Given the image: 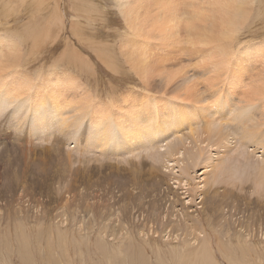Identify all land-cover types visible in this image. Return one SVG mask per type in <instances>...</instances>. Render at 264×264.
Returning a JSON list of instances; mask_svg holds the SVG:
<instances>
[{"label":"rangeland","instance_id":"obj_1","mask_svg":"<svg viewBox=\"0 0 264 264\" xmlns=\"http://www.w3.org/2000/svg\"><path fill=\"white\" fill-rule=\"evenodd\" d=\"M114 1L82 0L83 4L80 8V4L79 6L74 4L78 3L77 0H42V5L38 9L37 0H26L25 2L8 0L6 2L11 4L9 10L4 4H0V35L2 32L4 35L7 34L17 39V34L20 33L18 41L21 38V52L24 50L23 53H19L17 64L24 72L18 67L20 74L17 70V74H14V77L19 80L12 78L13 69L8 60H1L0 95L3 97L2 93L10 90L11 82L15 83V79L22 81L23 78L29 76L31 79H27L33 85V87H25L24 92L15 101L12 100L13 104L8 103L11 100L8 96H4L5 99L0 96V264H132V261L128 259L132 258L134 248H138V254L139 251L141 253V248L143 249L147 264H162V262L183 264L186 260L189 261V257H193L192 254L188 255L189 252H195V256L197 255V246L199 247L200 244L195 243L196 238L199 237L201 241H204L207 234L210 237L207 240L211 241L213 247V250H208L209 259H212L215 264H264V209L261 210L259 206L264 204V179L253 171L255 164L259 161L262 163L260 159L264 157V82L262 84L264 59L259 56L256 57L257 60H249L250 57L246 56L245 51V47L249 48L247 46H250L249 49H256L264 43V17L260 14L258 18L245 25L236 43L229 49V54L234 57H230L229 62L223 60L225 64L221 63V66L224 67L218 66L217 68L212 64H215L219 58L211 48H208L206 62L202 58L207 51L202 52V48L200 50L199 47L186 43L184 36L183 39L182 36L181 39H175L160 34V28L163 26H160V22L156 23L151 20L147 15V8L150 9L153 5L149 6L148 2L145 3L146 7L143 10L146 11V16L143 17V23L147 25V28L143 32L153 33L151 35L156 40L159 39L157 37L160 34L158 41L152 38L150 42H144L145 48L150 47V50H147L149 55L144 47L140 50L151 56L148 62L150 60V63L160 64L155 65L154 68L153 65H149L156 73L149 67L151 73L147 72L148 77L150 75L154 77L150 76V81L146 84L147 74H141V71L137 69V72L130 70L131 66L128 65L129 63L126 64L127 61L122 56L129 50L122 51L124 48L121 42L129 38L130 31ZM86 6L94 8V10L89 9L91 14L88 8L82 11ZM97 6L103 7V11ZM155 6L159 12L158 3H155ZM101 12L105 16H102ZM151 14L154 16V11ZM26 25L34 30L37 28L39 33L49 30L50 33L54 32V35L36 47L33 42L25 39ZM81 26L83 31L79 29ZM181 29L184 32L183 27ZM20 30L23 33L19 32ZM155 32L158 34L157 37ZM166 38L168 39L165 40ZM182 42L185 45H180ZM232 50L233 53H231ZM101 54L108 56L111 59L110 62L120 63L118 71L109 69L110 62L103 63ZM212 54H216L214 56L218 59H213ZM67 58L70 62L72 61L70 64H67ZM86 61L90 67L86 66ZM54 66L58 67V72L66 71L65 73L69 74L67 78H63L64 80L61 79L60 84L50 79L56 68H53ZM4 70L11 75H4ZM22 73L24 76L21 75ZM70 75L73 77L71 78ZM168 75L173 76L172 80L167 78ZM176 76L178 80H175ZM73 78L75 81H72ZM173 80L178 82L173 84ZM71 81L78 87L77 89L75 86L74 88L69 87L72 85ZM167 83L172 86L167 87ZM54 85L56 87L61 85L62 93L64 92L63 101L65 99L66 106L70 104V106L68 104V109L64 105L66 109L63 108L64 111L61 114L58 113L51 99L53 90H50L57 89ZM66 86L68 89L73 88L72 91H66ZM232 86H237L241 90L237 88L238 91ZM187 87L195 89L198 95L202 94L200 98L203 102L199 106L197 103H192L193 100H185L188 98L183 94L184 91H180ZM231 90L236 92V95L231 96ZM31 92H33L32 96ZM137 92L145 97H140L141 99L135 102L136 104L128 101L126 107L125 104L120 105L122 115L120 124L123 127L128 126L121 130L116 121L114 125L112 111H107V108L112 110L111 105L115 102L119 100L123 102L125 98H129L126 97L127 95L130 96ZM55 93L58 95L57 92ZM252 93L255 100L247 105L244 104V100H249V95ZM38 94H41L42 96H39L43 98L37 96ZM244 96L249 98L244 99ZM218 97L239 103L241 107L246 105L242 111H235L233 107L229 108L228 113L225 112V118L218 119L217 116V121L222 124L223 131L224 126L229 130L231 125L236 124L237 121L233 122L232 118H237L239 127L243 125L245 130L253 129L254 133L245 135L244 128L240 127L244 131L240 133L243 132L246 137L242 138L243 142H241L239 132L232 134L235 129L230 133L238 147L231 146V144L219 146L207 140L205 143H196L188 138L184 144L178 145L183 152L170 156L169 147L174 143H179L182 138L191 137L192 134L196 135L195 132L199 131L201 135L210 133L207 132L211 130V126L208 130L204 126H207L206 122L214 124L216 118L207 117L205 113H202L203 115H199L195 120L198 123L192 124L195 128L194 133L190 131V127H184L187 130L182 129L177 136H173L170 139L172 142L170 140L159 142L160 138L158 139L155 135L150 136L157 138L152 139L156 142L155 146L148 145L146 150H139L136 156L131 154L123 156L124 153L111 151H116L114 149L116 143H122V145L125 143L123 132L138 117L147 116L149 118L151 114H154L150 119L155 120V115L157 117L162 109L160 100H164L171 106L176 104L175 107H177H173L175 110L169 108L167 112L165 110L160 112L158 118L164 120V116L172 115V111L175 113L181 110V112L189 111L192 117L197 106L202 110ZM141 102L144 104L141 106L146 109L145 113L139 104ZM106 104L111 108H106ZM99 108H101V113L104 111L103 115L105 111L107 112L104 115V121L100 120L96 123L94 121L96 116L93 117V115L97 112H94V109L99 110ZM127 111L132 117H127ZM137 111L140 113L137 114ZM122 112L126 114L123 115ZM199 112L197 110L196 113L200 114ZM101 113H97V116ZM107 113L110 116L108 118ZM141 114L143 116H140ZM236 114L246 116L247 120H244L246 124L239 117L234 116ZM252 119L255 121L254 124L251 123L255 126L250 124L251 127H246L245 125ZM160 120L158 119L157 123L154 122V125L151 124L154 132L157 131L158 125L156 124L161 123ZM240 122L243 123L240 124ZM108 123H111V128ZM138 124L136 121L133 125ZM145 124L147 122L143 125ZM143 125L140 124L139 127ZM259 129L260 132L257 131ZM102 134L105 136L103 137ZM204 137L203 141L207 139ZM106 138L110 141L107 142ZM258 143L260 145H257ZM128 146L130 145L126 147ZM168 152L169 155H167ZM249 156H251L250 159ZM221 169L223 172L219 177V183L214 187L221 193L234 191L240 196V201L224 200L229 204L225 203L221 208V217L216 215L214 219H209L210 223L215 221L219 223L216 230L208 227L205 229V221L201 224H195L193 221L184 223V211L188 210L193 216H198L203 211L202 207L208 206L204 205L206 192L212 186L215 179L214 174ZM236 183L243 185L234 189L233 186ZM212 192L215 193V191ZM223 196L222 194L221 197ZM258 203L260 204L257 205ZM177 216H180L179 220ZM180 219L182 222L179 223ZM92 225L97 226V229L107 225V231H110L109 227H114L118 233L116 237L118 240H113L115 238L110 234H102L105 228L99 232L96 231V227L92 228ZM229 225L231 228L235 225L238 233L237 230L235 234L231 232L230 242L228 240L225 242L226 238H223L221 226L225 228ZM212 227L216 226L212 225ZM160 228H164V232ZM194 237H196L195 240ZM126 238L127 241H125ZM155 240L160 245L157 248L159 254L155 253V248L152 247ZM217 240L225 243L223 248L217 245ZM99 241H102V245L105 244L111 260L105 258V253L96 249ZM185 241H192L194 247L192 251L188 250L189 247L186 250L183 246ZM175 244L178 247L176 252L172 249ZM204 247L206 249V246ZM178 251H181L179 257L176 254ZM101 253L102 256H100ZM157 256L162 258V262Z\"/></svg>","mask_w":264,"mask_h":264},{"label":"bare ground","instance_id":"obj_2","mask_svg":"<svg viewBox=\"0 0 264 264\" xmlns=\"http://www.w3.org/2000/svg\"><path fill=\"white\" fill-rule=\"evenodd\" d=\"M8 2V0H0V4L2 5V4H4L5 5V7H7L8 8V10L9 9H11V4L10 3H7ZM17 2H25L26 0H16ZM78 1V3L77 2H75L74 4H78V6H79V4H80V8H81V4H83L82 3V0H77ZM116 1V2H115ZM114 1V3H117V5H118V11H119V13L120 14H122L123 16L122 17H124V21L126 22V25H127V28H128V30L130 31V34L128 35V37L129 38H127L124 42L122 41L121 43H123V50L122 49H120V51L122 50V51H126L125 49H127V50H129V51H127V53H123L122 54V56L123 57H125V59H126V61H127V63L126 64H128V65H130L131 66V68H130V70H135L134 72H137L136 71V69L137 70H140L141 71V74H147V72H149V73H151V69H153L154 67H155V65H160V64H156L155 62V64H153V63H150V60H149V62L147 61L151 56H148L149 55V53H148V49L150 50V47L149 48H145V45H144V42L145 41H151L152 40V36L153 35H151V34H153V33H146V32H143L147 27V25H145V23H143V17H145L146 16V11L144 12V10H143V8L144 7H146L145 5V3H149V6L150 5H153L152 7H150V9L149 8H147L148 10H147V15H148V17H150L151 18V20H153V21H156V23H159L160 22V26H163L162 28H160V34H163V35H165V36H167V37H170V38H175V39H178V38H180L181 36V38L183 39L184 37V40H185V42L186 43H188V44H192L193 46H195V47H199L200 48V50H201V48H202V52H204L205 50L207 51H205L206 52V54H204L203 55V60L204 61H206L207 60V56H208V48H211V50L212 51H214L215 53H217V55H218V58H219V60L218 61H215L216 63L215 64H212V65H214V66H217V68H219L218 66H221V63H223V60H224V62L226 61V62H229L230 61V57H234V55L233 56H231V54H229V52H230V50L229 49H231L232 47H233V45H234V43H236V40H237V37H239L238 35H239V33H240V31H242L243 30V28L245 27V25L247 24V23H249V22H251V21H253L255 18H258V16L261 14L263 17H264V0H155V1H153V0H115ZM33 2V1H32ZM31 2V3H32ZM99 2V1H98ZM37 5L39 6V7H37L38 9L40 8V5H42V0H37ZM155 3H158V5H159V7H160V11L158 12L157 10H156V6H155ZM17 4V3H16ZM95 4H97V3H95ZM88 5V4H87ZM78 6H76L75 5V7H77L78 9H80ZM84 6H85V4H84ZM88 6H90V5H88ZM88 6H86V8L85 9H83L82 11H85L87 8H88V11H89V9H91V8H89ZM95 6V5H94ZM92 7V6H91ZM98 7V6H97ZM117 7V6H116ZM76 8V9H77ZM103 8V7H102ZM102 8H99L98 7V9L99 10H101ZM91 10H94V8L92 7V9ZM90 10V11H91ZM98 10V11H99ZM79 11V10H78ZM81 11V10H80ZM89 11V12H90ZM95 11H97V9L95 10ZM102 11H103V9H102ZM154 11V16L151 14L152 12ZM11 13V12H10ZM94 13V12H93ZM96 13V12H95ZM94 13V14H95ZM98 14H100V12H97ZM82 14V13H81ZM90 14H91V12H90ZM93 14V15H94ZM98 14H96V15H98ZM101 14H102V12H101ZM2 15V14H1ZM3 16H4V14H3ZM2 16V17H3ZM91 16V15H90ZM95 16V15H94ZM100 16V15H99ZM102 16H105V14L103 15L102 14ZM103 18V17H102ZM97 19H98V17H97ZM36 22V21H35ZM29 23V22H28ZM4 24V23H3ZM77 24V23H76ZM28 25V24H27ZM27 25H26V27H27ZM52 25V24H51ZM79 25V24H78ZM2 26V25H1ZM157 26H159V25H157ZM3 27V26H2ZM5 27V26H4ZM24 28V29H26L25 30V39L27 40H30V42H33L34 43V45L36 46H40V44L41 43H44L45 42V40H48L49 38H52L53 37V35H54V32L52 33H50V31L48 30L47 32H42V33H39V32H37L38 30H37V28L34 30V29H32V27L30 26H28L27 28ZM82 27V26H81ZM79 28V29H83V27L82 28ZM183 27V29H184V32L182 31V28ZM76 28V27H75ZM78 29V30H79ZM2 30V29H1ZM80 30V32H82ZM75 31V30H74ZM159 31V30H158ZM158 31H156L157 33H158ZM13 32V31H12ZM19 32H21V30L19 31ZM76 32V31H75ZM155 32V33H156ZM18 33V32H17ZM21 33H23V32H21ZM156 33V34H157ZM9 34V33H8ZM13 34H15V33H13ZM20 34V33H19ZM19 34H17V37L19 38L20 36H19ZM82 34V33H81ZM84 34V33H83ZM160 34H159V37H157L158 36V34L156 35V37H157V39L159 38L160 39ZM16 35V34H15ZM21 35V34H20ZM14 36V35H13ZM184 36V37H183ZM261 37V36H260ZM18 38L16 39V38H14V37H10V36H8L7 34H2V32H1V35H0V62H1V60H8V62H9V64H10V66H11V68L13 69L12 71H11V74H12V78L14 77V74L16 73L17 74V72H16V70L18 69V67H19V70H22V69H20V65H17L18 63H19V61H18V55H19V53L22 51V49H21V44L22 43H20V41H21V38H20V40L18 41ZM85 38V37H84ZM180 38V39H181ZM151 39V40H150ZM153 39H155V38H153ZM158 39V40H159ZM168 38H166L165 40H167ZM156 40V39H155ZM158 40H156V41H158ZM183 40V41H184ZM240 40H242V39H240ZM240 40H238V41H240ZM52 41V40H51ZM50 41V42H51ZM95 41V40H94ZM104 41V40H103ZM255 41V40H254ZM263 41V40H262ZM22 42H24V41H22ZM242 42V41H241ZM251 42V41H250ZM27 43V42H26ZM151 43H153V41L151 42ZM180 43V42H179ZM184 42H182L180 45H185V44H183ZM249 43V42H248ZM24 44V43H23ZM49 44V43H48ZM103 44V43H102ZM106 44V43H105ZM249 44H251V43H249ZM47 45V44H46ZM151 45V44H150ZM254 45V44H253ZM260 45V44H259ZM36 46V47H37ZM44 46V45H43ZM153 46V45H152ZM241 46V45H240ZM45 47V46H44ZM143 47L145 48V52H147L148 53V55L147 54H145V52L143 51V53H142V51L140 52V50H142L143 49ZM247 47H249L250 48V46H247ZM40 48V47H39ZM73 48V47H72ZM142 48V49H141ZM153 48H154V46H153ZM241 48V47H240ZM246 49V47H245V51H246V56L248 55V57H250V59L249 60H257L256 59V57H262L263 59H264V43L262 44L261 43V45H260V47H257L256 49ZM43 49V48H42ZM68 49H71V48H68ZM211 50H210V52H211ZM244 50V49H243ZM242 51V50H241ZM23 52H24V50H23ZM23 52H21V53H23ZM27 53V52H26ZM26 53H24V54H26ZM103 53V52H102ZM120 53H122V52H120ZM231 53H233V50H232V52ZM64 54V53H63ZM211 54V53H210ZM28 55V54H27ZM31 55V54H30ZM69 55V54H68ZM77 55V54H76ZM201 55V54H200ZM214 55H216V54H214ZM213 54H212V58L213 59H218V58H216V56H214ZM236 55V54H235ZM20 56V55H19ZM64 56V55H63ZM66 56V55H65ZM101 56V58H102V62L103 63H108V62H110L111 61V59L108 57V56H106V55H104V54H101L100 55ZM148 56V57H147ZM196 56L198 57V55L196 54ZM25 57V56H24ZM23 57V58H24ZM74 57H75V55H74ZM156 57H157V55H156ZM68 59V58H67ZM67 59H65V60H67ZM173 60V59H172ZM198 60V59H197ZM200 61V60H199ZM72 62V61H71ZM70 62V59H68L67 60V64H70L71 63ZM87 62V64H86V66L87 67H90V65H89V63H88V61H86ZM150 63V64H148V63ZM175 62V61H174ZM207 62V61H206ZM205 62V63H206ZM74 63V62H73ZM72 63V64H73ZM2 64H4V63H2ZM8 64V63H7ZM223 64H225V63H223ZM6 65V64H5ZM76 65H77V63H76ZM79 65V64H78ZM149 65H153V68H151V66H149ZM80 66V65H79ZM198 66V65H197ZM204 66V65H203ZM213 66V68H215ZM223 66V65H222ZM221 66V67H222ZM56 67V68H55ZM86 67V68H87ZM120 67V63H114V62H110L109 63V65H108V68L109 69H111L112 71H118V68ZM149 67L151 68V69H149ZM158 67V66H157ZM224 67V66H223ZM22 68H23V66H22ZM53 68H55L54 69V71L52 72V74H51V72L49 73V74H51V76H52V78L50 77V79H53L52 80V82H56L57 84H60L62 81H61V79H63V78H67L66 76L67 75H69V74H66L65 72H58L59 70H57V66H54ZM84 68V67H83ZM4 69V68H3ZM6 69V68H5ZM63 69V68H62ZM79 69H80V67H79ZM200 70H201V67L199 68ZM1 70H2V67H1ZM88 70V69H87ZM132 70V71H133ZM143 70V71H142ZM155 70H157V68L155 69ZM216 70V69H215ZM5 71V70H4ZM4 71H2V72H4ZM18 71V70H17ZM23 71V70H22ZM90 71V70H89ZM146 71V72H145ZM154 73H156L155 71H154V69L152 70ZM221 71V70H220ZM1 72V71H0ZM19 73L18 74H20V71H18ZM24 72V71H23ZM144 72V73H143ZM215 72H217V71H215ZM264 72V71H263ZM88 73V72H87ZM9 73H6V71H5V74L4 75H8ZM11 74H9V75H11ZM153 74V73H152ZM203 74V73H202ZM21 75H23L24 76V74L22 73ZM148 75L149 74H147L146 75V84L150 81V76H152V75H150L149 77H148ZM171 75V74H170ZM170 75H168L169 77H167L168 79H170V80H172V78H173V76L172 77H170ZM173 75H175V74H173ZM262 75V74H261ZM18 76V75H17ZM22 76V77H23ZM25 76H26V73H25ZM161 76H163V75H161ZM177 76H178V74H177ZM177 76H176V78H177ZM32 77V76H31ZM70 77H71V75H70ZM73 77V76H72ZM71 77V78H72ZM154 76H152V78H153ZM14 78H16V77H14ZM27 78H29V76L27 77ZM27 78H23L22 79V81H16V79H18V78H16L15 79V83H13L12 84V82H11V85H10V90H6V91H4L2 94H3V97L2 98H4V96L6 97V96H8L11 100L8 102L9 104H13V102H12V100H14L15 101V99H17L23 92H24V89H26L25 87H33V85L31 84V81L29 80V79H31V78H29V79H27ZM175 78V77H174ZM175 78V80H178V78L176 79ZM3 79V78H2ZM6 79V78H5ZM40 79V78H39ZM203 79V78H202ZM257 79V78H256ZM264 79V78H263ZM9 80V79H8ZM19 80V79H18ZM64 80V79H63ZM187 80V79H186ZM259 80V79H258ZM72 81H75L74 80V78H73V80ZM72 81H71V83H72ZM206 81V80H205ZM4 82V81H3ZM2 82V83H3ZM7 82V81H6ZM10 82V81H9ZM40 82V81H39ZM38 82V83H39ZM65 82V81H64ZM77 82V81H76ZM170 82V81H169ZM176 82H178V81H176ZM174 80H173V84L174 83H176ZM206 82H208V81H206ZM263 80H262V84H263ZM171 84H172V82H170ZM200 83V82H199ZM198 83V84H199ZM260 83V82H259ZM53 84H55V83H53ZM56 84V85H57ZM65 84V83H64ZM74 84H76L75 82H74ZM168 85H167V87L170 85V86H172L171 84H169V83H167ZM190 84V83H189ZM208 84V83H207ZM52 85V84H51ZM78 85V84H77ZM55 86V85H54ZM53 86V87H54ZM72 87L73 86V88H74V86L76 87V85H73V83H72V85H69V87ZM27 87V88H28ZM51 87V86H50ZM52 87V88H53ZM56 87V86H55ZM67 88V90L66 91H68V90H71L72 91V89L70 88V89H68V86H66ZM80 87V86H79ZM167 87H166V89H167ZM252 87V86H251ZM57 89L54 91V89H51L50 91H52V101H54V103L53 104H55L56 106H54V107H57V111H58V113H60L61 114V112H63L64 110H63V108H69L68 107V104H67V106L65 105L66 104V102L64 103V101H65V99H64V101H63V93H62V91H63V89L61 88V85H60V87L59 86H57L56 87ZM78 87H76L75 89H77ZM148 88V87H147ZM232 88H238L239 89V87H237V86H232ZM231 88V89H232ZM7 89V88H6ZM62 89V90H61ZM82 89V88H81ZM237 89V90H238ZM21 90H23V91H21ZM80 90V89H79ZM150 90V89H149ZM149 90H147L148 92H149ZM230 90V89H229ZM235 90V89H234ZM239 90H241V89H239ZM238 90V91H239ZM256 90V89H255ZM42 91H44V90H42ZM41 91V92H42ZM46 91H48V90H46ZM70 91V92H71ZM146 91V92H147ZM182 91H184L183 92V94H185L186 95V97L188 98V99H185V100H187V101H191V100H193L192 101V103H197V105L199 106L202 102H203V100L200 98L201 96H202V94H201V96H200V94L198 95V93L196 92V90L195 89H193L192 87L191 88H189V87H187V88H183V90H181L180 92H182ZM254 91V90H253ZM34 92V91H33ZM33 92H31V96H32V94H33ZM55 92H57V94L58 95H56V93ZM69 92V91H68ZM227 92V91H226ZM230 92H232V94H231V96L232 95H236V92H234V91H230ZM26 93V92H25ZM29 93V92H28ZM36 93H38L37 91H36ZM48 93V92H47ZM206 93H207V91H206ZM238 93V92H237ZM263 93H264V91H263ZM177 94V93H176ZM175 94V95H176ZM180 93H178V95H179ZM248 94V93H247ZM251 94V93H250ZM255 94V93H254ZM39 95H41V94H38L37 96H39ZM48 95V94H47ZM252 95H253V93H252ZM249 95V97H250V99L248 100V99H246V98H249V97H245L244 99H246V101L244 100V104H248V103H251L252 102V100H255V96L253 95ZM29 96H30V93H29ZM42 96V95H41ZM41 96H39V97H41ZM46 96V95H45ZM50 96V95H49ZM145 97V95H143L142 93H139V92H137L136 94L135 93H132L130 96L129 95H127L126 97H129L130 98V100H128V99H126L125 97V100L122 102V101H118V102H115V104H113L114 105V107H113V105H111V107H112V110H109L107 107H109V103L108 104H106V108H107V111H112V116H113V118H114V122H113V120H110L111 122H113L114 123V125H115V121H116V124L117 125H119L120 127V129L122 130V129H126L128 126H126V127H123V126H121V124H120V120H121V118H120V116H122L121 115V113H120V108H121V106L120 105H123V104H125V107H126V103L128 102V101H130V103L131 104H134L135 102H137L139 99H141L142 97ZM173 96H174V94H173ZM51 97V96H50ZM116 97V96H115ZM141 97V98H140ZM190 97H194V98H190ZM204 97V96H203ZM41 98H43V97H41ZM178 98V97H177ZM5 99V98H4ZM46 99H48V98H46ZM117 100V99H116ZM249 102H248V101ZM257 100V99H256ZM31 101V100H30ZM92 101V100H91ZM99 102V101H98ZM120 102V104H118ZM182 102H185V101H182ZM247 102V103H246ZM70 103H71V106H72V102L70 101ZM117 103V104H116ZM170 103H172V101H170ZM191 103V102H190ZM3 104V103H2ZM45 104V103H44ZM130 104V105H131ZM136 104V103H135ZM140 104V106H141V104H143L142 102L141 103H139ZM149 104V103H148ZM239 104V103H238ZM237 103H234L233 101H230V100H223L222 98H216V99H214V100H212L211 102H210V104L209 105H207L204 109H206V110H204V109H202L201 110V108H198V106L195 108V110L197 109V110H199L200 112V114H198V113H196L197 112V110L195 111V112H191L192 113V117H190V113H189V111H183V112H177V111H175V113H174V111H172L171 113H172V115H170V116H168V117H166V116H164L165 117V119L164 120H162V118H158V117H160V112H162V111H166L167 112V110L169 109V108H177V107H175V105L173 104L172 106H171V104H169V103H167V102H165L164 100H160V106H161V108L162 109H160V112L158 113V115H157V117H156V115H155V120L153 119V121L150 119L151 118V116H153L152 114H151V116L149 117V118H147V116H143V114H141L140 116H143V117H138V119L137 120H134V122H138L139 124L137 125L138 126V129L136 130V128H137V126L135 125H133L134 124V122L132 123V124H130L131 126L125 131V132H123V133H125L124 134V139H125V143H128V144H123L122 145V143L120 144V143H116L115 144V146H114V149L116 150V151H114V150H111V151H113V153L114 152H120V153H124L123 154V156L125 155V154H127V155H137L138 154V151L139 150H146L145 148L148 146V145H154V143L156 144V142H155V140H152V139H159V142H161V140H163V141H167V140H170L173 136H177L178 134H179V132L180 131H182V129H184V127H190L191 128V132L192 133H194L195 132V128H193V126H192V124L194 125V124H197L196 123V119H198V116L199 115H201L202 113H205L206 114V116L207 117H212V118H216L215 119V122H214V124H207V122H206V125L207 126H204V127H206V129L208 130L209 129V127L211 128V130L210 131H208L207 133H209V134H203V135H201L199 132H195L196 133V135L195 134H192L193 136H191V137H187V138H182L181 139V141L179 142V143H174L173 145H171L170 147H169V152H171V155L170 156H174V155H177V153H181V152H183V150L181 151V148H179V146L178 145H180V144H184L186 141H188V138H190V139H192V140H194L196 143H198V142H204L205 143V141L207 140L208 142L210 141V142H215L217 145H219V146H221L222 144H231V146H235V147H238V146H236V142H235V139H234V137H232V134H234V132H239V134H241L239 137H240V139H244V138H246L245 137V135H248V134H251L252 132H253V129H251V128H249V127H251L250 126V124L252 125V123L251 122H253V124H254V119H252V121H249L248 122V124L247 125H245L246 127H248L249 128V130L247 129V130H245V127H243V125H241L243 128H244V130H245V132L242 130V129H240V127L237 125V122H238V120H237V118H232V120H233V122H235V121H237V122H235L236 124H234V125H231L230 123H229V125H231L229 128L231 129H229V130H227L228 129V127H226V126H224L223 127V129H224V131L222 130V124L220 123V122H218L217 121V116H218V119H221V118H225L226 117V113H228V110H229V108H231V107H233L234 108V110L235 111H242V110H244V107L246 106H244V107H241L240 105H238ZM244 104H242V105H244ZM33 105V104H32ZM46 105V104H45ZM63 105V106H62ZM64 105H65V107H64ZM75 105V104H74ZM101 105V104H100ZM108 105V106H107ZM144 105V104H143ZM178 105V104H177ZM7 106V105H6ZM44 106V105H43ZM69 106H70V104H69ZM97 106V105H96ZM120 106V107H119ZM135 106V105H134ZM139 106V107H140ZM160 106H157L158 108H160ZM45 107V106H44ZM74 107V106H73ZM73 107H71V108H73ZM100 107V106H99ZM111 107H109V108H111ZM142 107V106H141ZM248 107V106H247ZM65 108V109H66ZM128 108H130V107H128ZM132 108V107H131ZM143 108V110H144V113H145V107H142ZM149 108V107H148ZM173 108V109H174ZM182 108V107H181ZM29 109V108H28ZM98 109V108H97ZM97 109H94L93 111L94 112H97L98 114L99 113H101L100 112V109L101 108H99V110H97ZM183 109V108H182ZM9 110V109H8ZM7 110V111H8ZM72 110V109H71ZM104 110V109H103ZM124 110H126V109H124ZM138 110V109H137ZM175 110V109H174ZM177 110H180V109H177ZM49 111V110H48ZM76 111H77V109H76ZM107 111H105V113H104V115L106 114V112ZM129 112H130V110H128ZM126 112L127 113V117L128 116H131L130 115V113L132 114V112ZM155 111V110H154ZM169 111V110H168ZM93 112V113H94ZM104 111H102V113H103ZM226 112V113H225ZM37 113V112H36ZM45 113H46V111H45ZM44 113V114H45ZM81 113V112H80ZM92 113V114H93ZM97 113H96V115H93V117L94 116H96V118H95V122L96 123H99L100 122V120H103L104 119V115L101 113L99 116H97ZM123 113V115L124 114H126V113H124V112H122ZM129 113V114H128ZM140 112H138L137 111V114H139ZM149 113V112H148ZM151 113V112H150ZM155 113V112H154ZM17 114V113H16ZM78 114V113H77ZM108 114V113H107ZM165 114V113H164ZM12 115V114H11ZM30 115V114H29ZM203 115V114H202ZM44 116V115H43ZM139 116V115H138ZM234 116H237V117H239V119L240 120H242L243 122H244V120H247V119H245V117L246 116H242V115H239V114H236V115H234ZM248 116V115H247ZM92 117V118H93ZM108 117H110L109 116V114L107 115V118ZM124 117V116H123ZM126 117V118H127ZM132 117V116H131ZM39 118V117H38ZM74 118V117H73ZM78 118V117H77ZM107 118H105V119H107ZM205 118V117H204ZM249 118H251L250 117V115H249ZM260 118V117H259ZM94 119V118H93ZM123 119V118H122ZM158 119H161L160 120V122L161 123H159V124H156V125H158V128H157V131H155L154 132V127H153V123L155 122V123H157L156 121H158ZM83 120V119H82ZM124 120V119H123ZM228 120H231V119H228ZM231 120V121H232ZM239 120V121H240ZM104 121V120H103ZM107 121V120H106ZM124 121H126V120H124ZM194 121H195V123H194ZM44 122V121H43ZM94 122V123H95ZM129 122H131V121H129ZM147 122V124H145V125H143L144 123H146ZM202 122V121H201ZM243 122H240V124H242ZM4 123V122H3ZM45 123V122H44ZM82 123V122H81ZM105 123V122H104ZM128 123V122H127ZM245 124H246V122H244ZM129 124V123H128ZM135 124H137V123H135ZM143 125V126H140L139 127V125ZM151 124H153V125H151ZM239 124V125H240ZM256 125H258L257 123H255ZM46 125V124H45ZM64 125V124H63ZM95 125V124H94ZM103 125V124H102ZM108 125H111V123L109 124L108 123ZM200 125V124H199ZM260 125V124H259ZM43 126V125H42ZM252 126H255V125H252ZM30 127V126H29ZM96 127H98L97 125H96ZM103 127H105V126H103ZM112 127V125L110 126V128ZM123 127V128H122ZM37 128V127H36ZM99 128V127H98ZM100 128H101V126H100ZM261 128V127H260ZM39 129H40V127H39ZM105 130H106V128H104ZM109 129V128H108ZM120 129H119V131H120ZM186 129V128H185ZM184 129V130H185ZM203 129V128H202ZM235 129V130H234ZM117 130H118V128H117ZM187 130V129H186ZM234 130V131H233ZM100 131V130H99ZM189 131V130H188ZM229 131H231V132H229ZM232 131H233V133H232ZM240 131H243L244 133H245V135L243 134V132L242 133H240ZM258 132H260V129L259 130H257ZM101 133V132H100ZM122 133V132H121ZM198 133V134H197ZM230 133H232V134H230ZM254 133V132H253ZM106 134V133H105ZM128 134V135H127ZM238 134V133H237ZM256 135H257V133H255ZM103 135V134H102ZM156 136L157 138H151L150 136ZM105 135H103V137H104ZM110 136V135H109ZM108 136V137H109ZM205 136V137H204ZM242 136V137H241ZM259 136V135H258ZM61 137V136H60ZM107 137V138H108ZM203 137L204 138H207V139H205L204 141H203ZM236 137V136H235ZM238 136H237V138H239ZM106 138V139H107ZM110 138V137H109ZM108 138V139H109ZM122 139H123V136L121 137ZM102 139H104V138H102ZM106 140L107 142H109L110 140ZM148 139H150V141L148 140ZM243 139H242V141L241 142H243ZM238 140V139H237ZM171 141V140H170ZM177 141H178V139H177ZM239 141V140H238ZM148 142V143H147ZM158 141H157V143H159ZM172 142V141H171ZM115 143V142H114ZM132 143H135V144H132ZM207 143V142H206ZM99 144V143H98ZM97 144V145H98ZM160 144V143H159ZM96 145V146H97ZM127 145H130V146H128L129 147V149H128V147H126ZM191 145V144H190ZM248 145H249V143H248ZM257 145H260V143H258ZM99 146V145H98ZM97 146V147H98ZM100 146H101V144H100ZM99 146V147H100ZM137 146H140V147H137ZM155 146V145H154ZM159 146V145H158ZM103 147V146H102ZM106 147V146H105ZM108 147V146H107ZM111 148V147H110ZM151 148V147H150ZM150 148H148V149H150ZM101 149V148H100ZM109 149V148H108ZM158 149V148H157ZM261 149H263V148H261ZM84 150V149H83ZM99 150V149H98ZM102 150V149H101ZM110 150V149H109ZM241 150V149H240ZM82 151V150H81ZM100 151V150H99ZM156 151V150H155ZM179 151V152H178ZM256 151H258V150H256ZM264 151V150H263ZM76 152V151H75ZM101 152V151H100ZM169 152H168V154L167 155H169ZM103 153H105V152H103ZM111 153V152H110ZM254 153V152H253ZM252 153V154H253ZM256 153V152H255ZM258 153V152H257ZM256 153V154H257ZM264 153V152H263ZM102 154V153H101ZM106 154V153H105ZM105 154H103V155H105ZM248 155H249V153H247ZM116 155V154H115ZM106 156V155H105ZM112 157H113V155H112ZM119 157V156H118ZM121 157V156H120ZM250 157L251 156H249V159H250ZM257 158V157H256ZM107 159V158H106ZM85 160V159H84ZM128 160V159H127ZM260 160H262L261 162L262 163H257V164H255V167L253 168L254 170L253 171H255L257 174H259V176L261 177V178H263L264 179V157L263 158H261ZM107 162V161H106ZM131 162V161H130ZM139 162V161H138ZM212 162V161H211ZM246 163V162H245ZM247 164V163H246ZM211 165V164H210ZM244 165V164H243ZM247 166V165H246ZM135 167H137V165L135 166ZM154 168H155V166H153ZM217 168V167H216ZM101 169V168H100ZM89 170V169H88ZM153 170V169H152ZM156 170V169H155ZM217 169H215V171H216ZM248 170V169H247ZM132 171V170H131ZM133 172V171H132ZM222 172H223V169H221L220 171H218L216 174H214L215 175V179L213 180V183L211 184L212 186L210 187V190L209 191H207L206 192V197H205V201H204V205L205 204H207L208 206L207 207H202V209H203V211L202 212H200V214L198 215V216H193V214L191 213V212H189L188 210V212L187 211H184V213H183V216H184V223H186V222H191V221H193V223H195V224H201L202 223V221H205L204 222V228L206 229L207 227L209 228V229H214V230H216V228H217V225L219 224L217 221H215L216 222V224H215V222L214 223H210L209 222V219H214V216L216 217V215H218V216H220L221 217V214H220V210H221V208L225 205V203L226 204H229L227 201H229V200H232L233 202L235 201V202H239L240 201V196L239 195H237L234 191H228V192H224V193H221V192H219V191H217V189L214 187L215 185H217L218 183H219V177L221 176V174H222ZM154 173V172H153ZM239 177V176H238ZM242 178V177H241ZM220 180H221V178H220ZM258 180V179H257ZM232 182H236V181H232ZM241 185H243V184H234V189L236 188H239V187H241ZM213 188H215V189H213ZM212 191H215V193L214 192H212ZM221 194V195H220ZM222 194L224 195L223 197H221L222 196ZM205 195V194H204ZM220 195V196H219ZM219 196V197H218ZM232 198H235V199H232ZM224 200H227L226 202L224 201ZM221 202V203H220ZM231 202V201H230ZM232 202V203H233ZM171 203H173V202H171ZM174 204V203H173ZM260 203H258L257 205H259ZM227 206V205H226ZM260 206V209L262 210V208L264 209V204H260L259 205ZM204 216H203V215ZM212 216V218H211V216ZM203 216V217H202ZM254 217V216H253ZM259 217V216H258ZM177 218H178V220H179V218H180V216H177ZM202 218H203V220H202ZM205 218V219H204ZM256 218H257V216H256ZM255 218V219H256ZM171 219V218H170ZM155 221H157V220H155ZM172 221V220H171ZM186 221V222H185ZM251 221V220H250ZM257 221V220H256ZM180 222H182L181 221V219H180V221H179V223ZM206 222H207V224H206ZM154 223V222H153ZM168 223V222H167ZM171 223V222H170ZM178 223V224H179ZM259 223V222H258ZM214 225V226H216L215 228H213L212 227V225ZM88 226H90V224H87ZM161 225V224H160ZM107 226V225H106ZM101 227L100 229H97V226H95V225H92L91 227L92 228H95L96 229V231H102V228H105V230L104 231H102V234H104V233H107V234H110L112 237H114L115 239H113V240H118V238H116L117 236H118V233L116 232V229L114 228V227H109V229H110V231H107L106 229L108 228V227ZM167 226H169V224L167 225ZM162 227V226H161ZM166 227V226H165ZM187 227V226H186ZM222 227V235H223V238L226 240L225 242H230V240H231V238H230V235H231V232H233L234 234H235V231L237 230V228L235 229V225L233 226V228H231V226L229 225V226H227V227H225L227 230H225V228L223 227V226H221ZM204 229V230H205ZM247 229V228H246ZM160 230L162 231V232H164V228H160ZM165 230H167V228H165ZM154 232V231H153ZM156 232V231H155ZM174 233H176V231H173ZM172 232V233H173ZM203 232V231H202ZM225 232V233H224ZM237 233H238V230L236 231ZM98 233V232H97ZM199 233V232H198ZM203 233H205V232H203ZM257 233V232H256ZM106 234V235H107ZM239 234H241V232H239ZM157 235V234H156ZM202 235V234H201ZM124 236H126V235H124ZM199 236V235H198ZM197 236V237H198ZM188 238V236L186 235V239ZM192 238V237H191ZM195 238L196 237H194V240H195ZM212 238V237H211ZM207 239H210V237H209V235L207 234L206 235V238H204V241H201L200 239H199V237L198 238H196V242L195 243H197L198 242V244H200V246L198 247L197 246V250H198V252L196 253L197 255L195 256V252H193V253H191V252H189V254L188 255H190V254H192L193 255V257H189L188 258V260L189 261H185L183 264H215V262L214 261H212V259H209V251L208 250H213V247H212V245H211V241H209V240H207ZM233 239V238H232ZM193 240V239H192ZM228 240V241H227ZM125 241H127V238H126V240ZM173 241V240H172ZM102 242V241H101ZM100 241L99 242H97V244H96V249L97 250H100V251H102L103 253H105V258H108L109 260H111V258H110V256H109V254H108V251L105 249V244L104 245H102V243H101ZM151 242V241H150ZM172 243V242H171ZM184 243V247L186 248V250H187V248L189 247V249L188 250H190V251H192L193 250V244H192V241H185V242H183ZM108 244H110L109 242H108ZM177 244V243H176ZM175 244V246H172V249L173 250H175V252L178 250V247H177V245ZM225 244V243H224ZM223 242L222 241H218L217 240V245L219 246V247H221V248H223ZM152 244H150V246H151ZM174 245V244H173ZM126 246V245H125ZM130 246V245H129ZM131 246H133V245H131ZM204 246H206V249H205V247ZM127 247V246H126ZM137 247V246H136ZM153 248H155V250L154 251H156L155 253H157V254H159V251L157 252V248L158 247H160V245H159V242L157 241V240H155V242H154V246H152ZM208 247H210V248H208ZM241 247V246H240ZM208 248V249H207ZM119 249V248H118ZM135 249V251L134 252H132V258L131 259H128L130 262L132 261V264H147V259H146V256H145V254H144V252H143V249L141 248V253H140V251H139V254H138V251H137V249L138 248H134ZM196 250V249H195ZM194 250V251H195ZM196 250V251H197ZM227 251V250H226ZM185 253V252H184ZM178 256L177 257H179V255H181V251L179 252H177L176 253ZM213 254V253H212ZM187 255V256H188ZM100 256H102V253L100 254ZM117 256V255H116ZM119 256V255H118ZM196 257V258H195ZM157 258H160V260H161V262H162V258L160 257V256H157ZM211 258V257H210ZM230 258H232V257H230ZM180 259V258H179ZM233 259V258H232ZM135 262V263H134ZM177 262V261H176ZM179 262V261H178ZM177 262V263H178ZM116 263V262H115ZM111 264V263H110ZM162 264H164L163 262H162ZM233 264V263H232Z\"/></svg>","mask_w":264,"mask_h":264}]
</instances>
